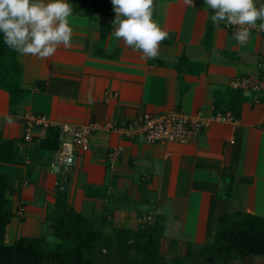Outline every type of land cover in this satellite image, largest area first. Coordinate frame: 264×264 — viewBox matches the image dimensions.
<instances>
[{
    "label": "crops",
    "instance_id": "1",
    "mask_svg": "<svg viewBox=\"0 0 264 264\" xmlns=\"http://www.w3.org/2000/svg\"><path fill=\"white\" fill-rule=\"evenodd\" d=\"M103 1V6L91 10L90 18L73 8L70 48L61 45L48 59L15 52L22 69L21 95L11 101L0 88V141H10L21 156L16 164L0 160V173L12 177L11 190L4 196L14 211L4 242L11 235L13 239L52 235L43 218L60 195L106 234L114 227L133 232L159 224V251L168 258L203 243L224 213L264 218L261 92L238 89L244 97L238 115L217 111L230 113L233 120H209L185 143H147L111 129L92 130L87 147L77 149L63 171L50 169L55 149L40 147L47 129L56 127L35 126L29 140L22 138L25 112L44 115L51 123L99 125L178 108L189 116L209 118L215 98L233 89L230 80L257 75L264 63L261 22L251 30L247 45L240 46L224 23L212 24L204 0H193L194 7L183 0H154L153 20L169 38L160 44L157 58L144 60L140 51L113 37L115 13L111 0ZM68 2L72 5V0ZM100 21L109 25L101 40ZM206 29L207 46L202 41ZM179 57L184 61L178 66ZM7 116L13 118L12 124ZM113 148L119 155L110 166L107 154Z\"/></svg>",
    "mask_w": 264,
    "mask_h": 264
},
{
    "label": "trees",
    "instance_id": "2",
    "mask_svg": "<svg viewBox=\"0 0 264 264\" xmlns=\"http://www.w3.org/2000/svg\"><path fill=\"white\" fill-rule=\"evenodd\" d=\"M103 0H72L74 10L91 17V10L103 6ZM109 25L100 21L99 38ZM210 31L205 30L203 43L208 45ZM184 61L178 58V66ZM21 65L15 52L3 42L0 34V88L10 100L23 92L20 88ZM238 89H226L213 102V112L229 110L238 115L243 100ZM57 130L47 129L40 147H57ZM0 160L20 163L21 156L10 141H0ZM12 177L0 173V264H233L249 256H264V218L243 212L224 213L214 221L212 232L201 244L187 246L177 257H164L160 251V225L152 224L133 232L112 228L109 234L101 226L76 213L62 195L44 215L58 243H46L40 236H19L4 242L6 224L14 214L11 202L4 196L10 191ZM212 260L213 262L208 261ZM215 261V262H214Z\"/></svg>",
    "mask_w": 264,
    "mask_h": 264
},
{
    "label": "clouds",
    "instance_id": "3",
    "mask_svg": "<svg viewBox=\"0 0 264 264\" xmlns=\"http://www.w3.org/2000/svg\"><path fill=\"white\" fill-rule=\"evenodd\" d=\"M194 7L193 0H183ZM215 26L224 23L236 28L234 40L245 46L251 30H264V3L256 0H204ZM115 13L112 35L133 50L140 51L144 60L160 54V44L169 38L167 30L153 20L154 0H111ZM73 7L68 0H0V34L12 51L39 59L51 58L62 45L72 46L73 28L69 18ZM91 101V96H89ZM12 124L11 116L5 117ZM49 243H58L49 236Z\"/></svg>",
    "mask_w": 264,
    "mask_h": 264
},
{
    "label": "built area",
    "instance_id": "4",
    "mask_svg": "<svg viewBox=\"0 0 264 264\" xmlns=\"http://www.w3.org/2000/svg\"><path fill=\"white\" fill-rule=\"evenodd\" d=\"M224 26L231 35L236 31L233 26L226 24ZM253 29H257V27ZM229 86L233 89L264 93V63L259 64L257 75L244 74L234 76L230 80ZM21 120L24 125L22 137L24 140L30 139V131L35 126L42 128L56 127L59 136L57 147L50 159V169L52 171H63L72 163L75 151L87 147L88 136L95 129H111L129 138L141 137L147 143H185L194 138L197 132L207 125L209 120L231 121L233 116L228 112H216L209 118H204L198 113L189 116L178 108L155 113L142 112L134 118L117 125H99L96 122L85 124L51 123L44 115L33 112H25L21 116ZM118 155V148H113L108 152L107 161L110 166L117 160ZM19 213H21V209H19ZM143 218L146 220L145 222L150 223L149 216Z\"/></svg>",
    "mask_w": 264,
    "mask_h": 264
},
{
    "label": "rangeland",
    "instance_id": "5",
    "mask_svg": "<svg viewBox=\"0 0 264 264\" xmlns=\"http://www.w3.org/2000/svg\"><path fill=\"white\" fill-rule=\"evenodd\" d=\"M12 222V221H11ZM43 233H44V231L42 230V233H41V235L43 236ZM23 234V233H22ZM49 236H52V235H45L44 234V241H46V243H48V244H50L49 242H48V237ZM14 237H13V235H11L10 237H9V239H8V241H6V243H10V242H12L14 239H13ZM208 261H210V262H213L212 260H209L208 259ZM215 262V261H214ZM233 264H264V256H249V257H245L244 259H242V260H238V259H236L234 262H233Z\"/></svg>",
    "mask_w": 264,
    "mask_h": 264
}]
</instances>
